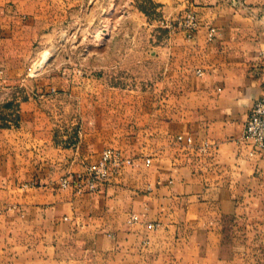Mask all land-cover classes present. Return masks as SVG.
<instances>
[{
	"label": "crops",
	"instance_id": "0c3cea01",
	"mask_svg": "<svg viewBox=\"0 0 264 264\" xmlns=\"http://www.w3.org/2000/svg\"><path fill=\"white\" fill-rule=\"evenodd\" d=\"M23 5L0 0V109L19 119L0 126V264H264V156L243 133L264 95V0H193L194 35L178 34L161 81L136 93L89 80L77 133L14 94L38 17ZM52 87L76 89H30ZM105 148L129 163L97 191L60 186Z\"/></svg>",
	"mask_w": 264,
	"mask_h": 264
},
{
	"label": "rangeland",
	"instance_id": "374dc122",
	"mask_svg": "<svg viewBox=\"0 0 264 264\" xmlns=\"http://www.w3.org/2000/svg\"><path fill=\"white\" fill-rule=\"evenodd\" d=\"M192 1L24 0L26 11L38 17L28 33L27 57L22 58L29 74L27 89L23 86L14 94L40 101L55 126L74 118L77 133L79 101L89 93V80L136 93H147L161 81L165 53L177 52L183 43L178 34L184 33L186 40L194 35ZM66 81L76 87L70 94L52 87L49 96L42 97L30 89L35 82L61 86ZM17 109L8 117L0 109V126L18 127ZM30 240L29 249L36 243Z\"/></svg>",
	"mask_w": 264,
	"mask_h": 264
},
{
	"label": "built area",
	"instance_id": "2783aa9c",
	"mask_svg": "<svg viewBox=\"0 0 264 264\" xmlns=\"http://www.w3.org/2000/svg\"><path fill=\"white\" fill-rule=\"evenodd\" d=\"M214 35L215 30L209 29L208 38L211 39ZM259 56L264 61V50L260 51ZM197 73L201 74L200 71ZM262 79H264V67H262ZM243 133L250 142V155L264 156V95L253 102L244 123ZM177 139L181 141L182 137L178 136ZM190 140L188 137L187 141L190 142ZM124 163H129V161L124 160L117 150L105 148L96 162L85 165L82 172L62 177L59 183L62 188L72 187L78 195L84 192L91 193L99 190L104 182L117 174ZM135 219L136 217L131 215L130 221ZM148 226L151 227V225Z\"/></svg>",
	"mask_w": 264,
	"mask_h": 264
},
{
	"label": "bare ground",
	"instance_id": "6f19581e",
	"mask_svg": "<svg viewBox=\"0 0 264 264\" xmlns=\"http://www.w3.org/2000/svg\"><path fill=\"white\" fill-rule=\"evenodd\" d=\"M42 61L39 62V64L36 66V68L41 67V65L45 62L47 56L42 57Z\"/></svg>",
	"mask_w": 264,
	"mask_h": 264
}]
</instances>
